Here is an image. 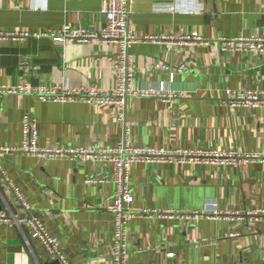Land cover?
<instances>
[{
    "label": "crops",
    "instance_id": "crops-1",
    "mask_svg": "<svg viewBox=\"0 0 264 264\" xmlns=\"http://www.w3.org/2000/svg\"><path fill=\"white\" fill-rule=\"evenodd\" d=\"M106 0H0V87L17 84L116 88L117 47L91 41L55 43L65 25L99 33ZM135 90L165 84L177 97L131 98L126 122L134 146L173 152L213 150L257 156L238 166L136 163L134 217L127 264H264V108H229L226 90L264 100V54L220 52L219 38L264 33L263 0H130ZM198 33L203 43L176 49L171 39ZM158 38L144 41V38ZM167 37V40H161ZM161 38V39H159ZM163 62L166 68H158ZM32 66L27 74L22 64ZM37 121L41 148L114 147L124 127L114 108L0 97V148L24 143L22 122ZM9 178L14 189L6 181ZM89 179L97 180L89 184ZM111 165L0 153V211L31 213L59 239L70 264H114L116 192ZM172 213V215H165ZM0 264H60L26 224L0 226Z\"/></svg>",
    "mask_w": 264,
    "mask_h": 264
},
{
    "label": "built area",
    "instance_id": "built-area-1",
    "mask_svg": "<svg viewBox=\"0 0 264 264\" xmlns=\"http://www.w3.org/2000/svg\"><path fill=\"white\" fill-rule=\"evenodd\" d=\"M264 1V0H263ZM130 0H106L99 13L104 18L105 28L99 33L74 28L65 25L54 30L48 36L55 43L86 44L91 41L110 43L117 47V54L113 60L112 68L116 78V88L112 91H104L97 87L70 88L67 86L17 84L16 86L0 87V97L4 95L36 96L43 102L72 104L84 103L92 106H110L114 108L115 118L124 127V137L120 144L114 147H101L93 144L87 148H63L52 146L41 148L38 145L37 121L32 116H26L22 122L24 143L19 148L1 147L0 153H27L33 157L44 160H70L72 162L96 161L111 165L113 169L116 192L108 205V211L113 215V260L114 264H127L128 256V224L134 217L131 204L134 201L131 188V169L136 163H176L183 164H210L218 167L240 166L248 163L257 156L242 155L237 152L220 153L213 150H176L168 152L150 147L134 146L130 141V133L127 127V105L131 98L147 97L160 98L166 101L177 96L168 93L165 84H161L158 90H135L131 88L134 79L132 60V46L139 41L130 27L131 15ZM158 38H144V41L157 40ZM161 39V38H159ZM169 38L163 37L161 40ZM176 49L188 45L203 43L204 39L198 33H192L171 39ZM220 52H238L242 55L253 56L264 54V33L260 36H237L234 38H219ZM158 68H166L163 62L157 63ZM22 69L30 74L32 66L24 63ZM226 104L229 108H264V100L253 91L238 92L226 90ZM6 181L14 189L17 196L19 190L13 187L11 181L3 174ZM97 180L89 179L87 183L94 184ZM28 215L26 218L11 217L5 211H0V226L4 223L26 224L30 227L31 237L42 242L46 251L55 257L61 264H70L63 253L59 239L51 235L40 219L32 215L31 208L24 204ZM264 217V210L257 212ZM165 215H172L166 213Z\"/></svg>",
    "mask_w": 264,
    "mask_h": 264
},
{
    "label": "water",
    "instance_id": "water-1",
    "mask_svg": "<svg viewBox=\"0 0 264 264\" xmlns=\"http://www.w3.org/2000/svg\"><path fill=\"white\" fill-rule=\"evenodd\" d=\"M59 261V260H58ZM61 264V263H60Z\"/></svg>",
    "mask_w": 264,
    "mask_h": 264
}]
</instances>
